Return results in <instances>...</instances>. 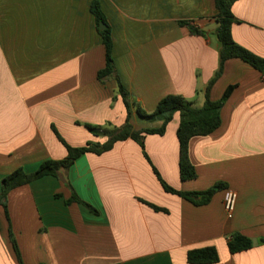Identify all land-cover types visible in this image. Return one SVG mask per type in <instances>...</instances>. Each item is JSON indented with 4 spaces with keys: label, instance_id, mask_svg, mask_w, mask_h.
<instances>
[{
    "label": "crops",
    "instance_id": "1",
    "mask_svg": "<svg viewBox=\"0 0 264 264\" xmlns=\"http://www.w3.org/2000/svg\"><path fill=\"white\" fill-rule=\"evenodd\" d=\"M101 4L111 29L117 75L131 101L152 113L167 96L205 102L219 68L215 0H0V192L19 168L36 171L63 160L66 147L104 143L121 129L127 108L118 81L98 79L106 51L91 12ZM237 44L264 58V0H239ZM189 21L207 36H196ZM236 86L215 133L190 142L198 177L182 181L176 114L164 136L146 137V153L129 139L103 155L86 154L61 178L46 176L8 196L10 221L0 206V264H189V250L215 246L218 264H264V72L240 59L226 62L211 89L220 100ZM135 130L155 129L134 110ZM86 125L100 127L93 134ZM182 192L225 183L205 206L167 193L154 172ZM78 197L80 203L67 205ZM237 194L234 217L225 212ZM57 195H61L57 197ZM161 210H155L146 203ZM241 233L252 249L232 254L228 241Z\"/></svg>",
    "mask_w": 264,
    "mask_h": 264
},
{
    "label": "trees",
    "instance_id": "2",
    "mask_svg": "<svg viewBox=\"0 0 264 264\" xmlns=\"http://www.w3.org/2000/svg\"><path fill=\"white\" fill-rule=\"evenodd\" d=\"M238 1L239 0H215V6L218 10V14L216 16L218 27L214 34L219 45V68L207 86L204 104L202 106H196L194 103L186 100L182 96L171 95L162 99L152 113H148L140 106L135 105L131 101L130 94L128 93L127 89L121 83L117 75L114 60V42L112 37V29L105 14L103 13L101 4L98 1H94L91 5V12L95 17L97 30L102 37L106 51L105 67L98 72V79L100 81H104L109 78L117 79L118 93L122 96L128 112L126 123L121 129L110 133L106 142H90L82 147H73L69 145L64 140V138L55 130L59 140L67 149L68 155L65 159L47 160L43 162L40 167L32 173L26 172L23 168H19L2 179L0 206L4 208L7 219L10 221L8 196L13 190L30 185L31 183L46 176H53L60 179L61 173L64 171H69L76 160H78L83 155L90 153L103 155L104 153L111 151L116 143L131 139L138 143V145L143 150L144 156L148 160H150L149 156L146 153V137L149 135L164 136L167 132L168 125L172 122L176 114L180 115V124L177 130V136L180 143V177L184 182L196 179L198 175L190 159V142L196 137L211 135L221 128L222 108L229 100L236 88V86H230L225 91L223 97L218 101H214L210 97L211 89L222 76L226 62L232 59H240L243 62L251 65L255 69L264 72V58L240 46L233 39L232 27L234 24L240 23V20L235 16L233 12V7ZM101 23H104L107 26L106 29H100ZM179 24L180 26L188 27L192 35L204 37L207 36L206 31L196 28L189 21H181ZM134 110L142 119L148 122L162 121V126L155 129L135 130L130 122ZM86 127L93 134L97 136L100 134V127L92 125H86ZM153 169L167 193L179 196L191 202L195 206L208 205L212 201L216 193L226 189V184L220 182L216 183L212 188L206 191L182 192L170 186L161 177L160 173L155 167H153ZM66 185L72 192L71 198L66 201L67 205L80 203L89 208L92 212L97 213L96 209L92 205L82 201L78 197L76 191L69 182H66ZM60 196L61 195H57V197ZM146 204L150 205L155 210H161L152 204ZM10 236L16 255L20 263L23 264L22 255L12 230ZM253 246V240L241 233H234L228 241V247L232 254L248 251L252 249ZM187 262L189 264H218L220 262V254L215 246L192 249L187 253Z\"/></svg>",
    "mask_w": 264,
    "mask_h": 264
},
{
    "label": "built area",
    "instance_id": "3",
    "mask_svg": "<svg viewBox=\"0 0 264 264\" xmlns=\"http://www.w3.org/2000/svg\"><path fill=\"white\" fill-rule=\"evenodd\" d=\"M236 203H237V194L233 191L229 192L226 200H225V212L229 219L234 217V213L236 210Z\"/></svg>",
    "mask_w": 264,
    "mask_h": 264
},
{
    "label": "water",
    "instance_id": "4",
    "mask_svg": "<svg viewBox=\"0 0 264 264\" xmlns=\"http://www.w3.org/2000/svg\"><path fill=\"white\" fill-rule=\"evenodd\" d=\"M106 27H107V26H106L104 23H101V24H100V29H101V30L106 29Z\"/></svg>",
    "mask_w": 264,
    "mask_h": 264
}]
</instances>
